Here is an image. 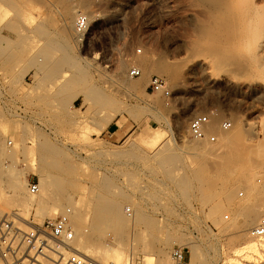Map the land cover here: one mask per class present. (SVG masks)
Returning <instances> with one entry per match:
<instances>
[{"label":"rangeland","instance_id":"rangeland-1","mask_svg":"<svg viewBox=\"0 0 264 264\" xmlns=\"http://www.w3.org/2000/svg\"><path fill=\"white\" fill-rule=\"evenodd\" d=\"M81 1L0 0V171L10 165L21 169L23 195L29 194L28 180L41 185L44 170L63 177L64 184L53 183L55 192L63 188V194L76 200L88 192L121 195L124 226L105 228L87 245L117 246L121 240L126 254L137 251L131 264H143L145 251L158 264L159 250L168 243L169 257L173 247H183L190 264H231V258L233 264H264V250L249 256L234 253L247 238L257 239L248 233L252 227L246 236L233 227V209L226 206L220 190L228 183L235 199L242 201L249 197L251 185L264 182V48L258 47L259 36H264V0H242L246 4L240 2L239 7L235 0L232 9L248 7L241 10L247 14L232 11L245 15H240L244 21L254 13L247 16L250 24L245 22L252 31L247 26V31H225L227 19L216 15L222 29L214 23L208 3L199 0H87L91 29L79 49L73 29ZM68 4L71 13L65 15ZM255 13L261 14L259 22ZM203 21L210 25L207 33L198 29ZM255 21L262 23L253 31ZM220 50H227L222 52L225 62ZM159 56L183 71L176 83L158 74L174 87L171 95L148 90L155 72L141 79L137 88L125 82L140 78L130 75L131 68L139 66L138 59ZM205 57L212 62L196 64ZM235 57L237 63L232 61ZM122 109H129L133 117ZM206 113L213 118L208 129L219 134L217 142H207L213 148L235 133L236 121L247 130L242 141L217 153L218 160L199 159L196 144L202 148L206 141L197 142L188 131L190 120ZM224 120L232 122L230 131H220ZM239 153L245 156L238 157ZM169 155L174 161L166 164ZM241 157L248 159L250 180L237 170ZM217 162L221 170L226 165L234 170L222 176ZM198 172L204 186L196 178ZM102 181L110 183L108 189ZM260 196L253 201L264 208ZM68 207L64 204L58 213ZM192 250L198 255L194 261ZM170 261L174 263L171 257Z\"/></svg>","mask_w":264,"mask_h":264},{"label":"bare ground","instance_id":"bare-ground-1","mask_svg":"<svg viewBox=\"0 0 264 264\" xmlns=\"http://www.w3.org/2000/svg\"><path fill=\"white\" fill-rule=\"evenodd\" d=\"M74 1V0H73ZM190 1V0H189ZM195 1V0H194ZM199 1H203V2H206V3H208V5L210 6V8H211V10H209V12L211 11L213 14H212V18L213 17H215L216 18V15H221L220 16V18H222V16H223V18L222 19H227V22H223V24L224 23H228L227 25L229 26V27H227L226 25V27L224 26V28H226V30L225 31H245V29H246V27L245 26H247L248 27V25H247V23H249V22H251V21H249L248 22V20H250L251 18L250 17H247L248 15H250V13L248 14V15H246V17H245V19L247 20V23H245L246 22V20L244 21V19L242 18V17H244L245 15H238V13H240V11L241 10H243L242 8H244L245 10L248 8L247 6L249 5V3H248V5L246 6L247 8H245V7H243V6H240V7H242L239 11H236L237 9H232L233 8V6L234 7H239V5H237L238 3H240V2H242V0H238V2L237 3H235V0H199ZM243 1H245V0H243ZM247 1H250V0H247ZM252 1V0H251ZM250 1V2H251ZM37 2H38V0H37ZM78 2V1H77ZM195 2H197V1H195ZM203 2H201V3H203ZM246 2V1H245ZM245 2H242V3H240V5L241 4H244ZM81 3H82V5L81 6H79L78 4H77V6H79V9H77V10H86L85 12L89 15V17H90V20H91V16H92V13H91V9L89 8V2L87 1V0H82L81 1ZM198 3V2H197ZM234 3H235V5H234ZM247 3V2H246ZM245 3V4H246ZM253 3V2H252ZM251 3V4H252ZM72 4V3H71ZM195 4V3H194ZM205 3H203L202 5H204ZM193 5V4H192ZM197 5V4H196ZM74 6V5H73ZM250 6V5H249ZM252 6V5H251ZM71 7L72 6H70L69 4L66 6V8H65V15H69L70 13H71ZM206 7V6H205ZM257 7V6H256ZM201 8H203V7H201ZM210 8H208V9H210ZM251 8V7H250ZM253 8V7H252ZM77 10H75V11H77ZM233 10H235L234 12H238V13H234V12H232ZM248 10H250V9H248ZM256 10V9H255ZM258 10H259V8H258ZM258 10H256V11H258ZM251 11V10H250ZM260 11V10H259ZM211 12H210V14H211ZM242 12V11H241ZM243 12H245V11H243ZM242 12V13H243ZM249 12V11H248ZM252 12H253V9H252ZM207 13V12H206ZM246 14H247V12H245ZM244 13V14H245ZM259 13V12H258ZM258 13H257V15H256V13H255V15H256V17L258 16ZM264 12H262V14H263ZM215 14V16H213ZM251 14H254V13H251ZM63 15V14H62ZM261 15V14H260ZM259 15V16H260ZM252 16H254V15H251V17ZM258 16V17H259ZM190 17H192V15L190 16ZM210 17H211V15H210ZM257 17V18H258ZM262 17V16H261ZM263 17H264V15H263ZM263 17H262V20H263ZM71 18H72V16H71ZM215 18L214 19H212V20H215ZM220 18L218 19V16H217V18H216V20H217V23L216 22H214L216 25L218 24V22H219V24H218V26H220L221 25V21H220ZM248 18H250V19H248ZM191 19V18H190ZM205 19V18H204ZM206 19H207V17H206ZM221 19V20H222ZM254 19H255V17H254ZM65 20V19H64ZM200 20V19H199ZM228 20H230V21H228ZM50 21H52V20H50ZM205 21H210V19H207V20H205ZM205 21H203V23L202 24H200V26H198V29H199V31L200 32H202V31H206V33L208 32V30L210 31V25L207 23H204ZM222 21H225V20H222ZM260 20H259V18H258V22H259ZM40 22H41V20H40ZM43 22H44V20H43ZM70 22V21H69ZM199 22H201V21H199ZM256 23V21L253 23V26H251V28L252 29H254V26L256 25V24H258L259 25V27H260V24L262 23ZM210 23H211V21H210ZM213 23V22H212ZM211 23V24H212ZM213 23V24H214ZM40 24H42V23H40ZM69 24H71V23H69ZM212 24V25H213ZM246 24V25H245ZM250 24V23H249ZM65 25V24H64ZM193 25V24H192ZM211 25V26H212ZM216 25H214L215 27H217ZM222 27V29H223V25H221ZM65 27V26H64ZM245 27V28H244ZM257 26H255V28H256ZM62 28V27H61ZM67 28V27H66ZM194 28H196V26H194ZM214 28V27H213ZM220 28V29H221ZM249 29H250V26L248 27ZM261 28H263L264 29V26H261ZM197 28H196V30H198ZM217 29V28H216ZM221 29V30H222ZM213 29L211 28V31H212ZM218 30V29H217ZM220 30V31H221ZM251 30V29H250ZM250 30H248V31H250ZM256 29H254L253 31H255ZM257 30H259V31H262V29H257ZM213 31H215V30H213ZM219 31V30H218ZM224 31V30H223ZM246 31H247V29H246ZM252 31V30H251ZM264 31V30H263ZM205 33V32H204ZM256 33V32H255ZM257 34V33H256ZM259 35V34H258ZM250 37V36H249ZM264 37V36H263ZM263 37L262 36H259V44H258V42H257V44H258V47L260 46L261 48H264V40H263ZM255 38V37H254ZM257 38V37H256ZM262 38V39H261ZM256 40V39H255ZM220 45V44H219ZM218 46V45H217ZM207 47V46H206ZM219 47V46H218ZM223 47V46H222ZM228 47V46H227ZM210 48H213V47H209V49ZM216 48V47H215ZM260 48V49H261ZM225 49H227L226 48V46H225ZM224 48H223V50H225ZM210 50H213V52L214 53H216V52H218L216 49L214 50V49H210ZM219 50V49H218ZM222 50V49H221ZM220 50V51H221ZM228 50V49H227ZM226 50V51H227ZM216 51V52H215ZM219 51V52H220ZM226 51H221V54H222V52H223V54H224V52H226ZM222 54V55H223ZM226 54V53H225ZM217 55H219V54H217ZM227 55V54H226ZM229 55V54H228ZM231 55V54H230ZM229 55V56H230ZM236 54H234V56H235ZM219 56H221V55H219ZM232 57H233V55H231ZM230 56V57H231ZM162 58V56H159V58ZM157 59V60H152V59H148V58H143V59H138V60H141L140 61V63H138L139 64V68H140V70L142 71V74L139 76L140 78L139 79H137V81L136 82H130V81H128V80H125V82L129 85V86H131V87H133V88H137V87H139V82H140V80L141 79H147L146 77L150 74V73H152V72H155V73H157V75L158 74H164V75H166L167 76V78L170 80V82H173V83H176L177 81V79H180V74L181 73H183V71L182 72H180L179 71V69L180 68H178L177 66H180V65H172V64H168V60H167V58H166V60H167V62H166V60H165V58H164V60L163 59ZM221 58V57H220ZM219 58V59H220ZM222 58H223V62H225L224 61V55L222 56ZM234 58V57H233ZM243 58V57H242ZM241 58V59H242ZM254 58V57H253ZM155 59V58H154ZM202 59H204V60H202ZM212 59V58H211ZM252 59V58H251ZM123 60V59H122ZM138 60H137V62H138ZM225 60H226V58H225ZM227 60H229V59H227ZM232 60V59H231ZM231 60H229V61H231ZM239 60V59H238ZM254 60V61H253ZM252 61L255 63V61H257L256 60V58H254ZM127 61V60H126ZM196 61V64H201L202 62H206V63H208L209 61L210 62H212V60H210V57H209V59H208V57L206 58H201V59H199V60H195ZM215 61V60H214ZM213 61V62H214ZM221 61V62H222ZM233 61V63H237L238 61L236 60V57H235V60H232ZM231 61V62H232ZM235 61V62H234ZM173 62H175V61H173ZM173 62H170V63H173ZM177 62V61H176ZM219 62V61H218ZM222 62V63H223ZM250 62V61H249ZM253 62H251V63H253ZM193 63H194V61H193ZM229 63V62H228ZM257 63V62H256ZM137 64V63H136ZM174 64V63H173ZM176 64V63H175ZM230 64V63H229ZM195 65V64H194ZM214 65V64H213ZM256 66V64H253V66ZM249 66H250V64H249ZM44 67H46V66H44ZM79 67H81V66H79ZM120 68H122V64H120ZM83 68H81V70H82ZM117 69H119V67L117 68ZM121 71V70H120ZM215 71V70H214ZM82 72L84 73V71L82 70ZM119 73V72H118ZM122 73V72H121ZM120 73V74H121ZM215 73V72H214ZM217 73V72H216ZM119 74V75H120ZM123 74V73H122ZM121 74V75H122ZM219 74V73H218ZM120 75V76H121ZM211 75H212V73H211ZM85 76V75H84ZM120 76H118L119 78H121ZM81 77H83V76H81ZM179 77V78H178ZM118 78V79H119ZM166 78V79H167ZM167 79V80H168ZM141 82H143V81H141ZM172 86V85H171ZM170 86V87H171ZM173 87V86H172ZM171 87V88H172ZM132 88V89H133ZM174 88V87H173ZM135 90V89H134ZM143 90V89H142ZM136 92V91H135ZM145 93V92H144ZM175 93V92H174ZM136 95V94H135ZM156 95V94H155ZM158 95V94H157ZM160 99V98H159ZM156 100V99H155ZM160 101V103H162L161 102V100H158V102ZM152 103H157L156 101H152ZM157 104H159V103H157ZM160 105V104H159ZM196 105H198V104H196ZM195 106V105H194ZM161 107V106H160ZM193 109H194V107H193ZM193 109H191V110H193ZM123 111H125V112H128L132 117H133V113L129 110V109H122ZM191 112V111H190ZM194 112V111H193ZM193 112H191V113H193ZM190 113V114H191ZM189 114V115H190ZM188 115V114H187ZM185 117H187V116H185ZM232 118H234V117H232ZM182 119H184V118H182ZM215 123V122H214ZM178 124V123H177ZM182 124V123H181ZM180 124V125H181ZM212 124H213V118L212 119H210V122H209V125H208V128H209V126H212ZM248 125H246V126H249L250 124L249 123H247ZM184 126V125H183ZM251 126V128H253V125L251 124L250 125ZM233 128V127H232ZM236 130H235V133H233V134H229V135H226V138L224 139V143H222V144H220V146H216L215 148H213V147H211V146H209L210 144H208V143H211V142H209V141H207V140H197V139H194V140H196L197 142L199 141V142H205L206 144H204V145H206V146H202V148H200V144H196V145H198L199 147H198V158L199 159H201L202 161H206V160H208L209 158H212V160H218V154H219V151L220 150H222L224 147H230V145L232 146V144H233V146H234V144L236 145L237 143H239L240 141H242V139L245 137V130L246 129H244L243 128V126L242 125H240V123L239 122H235V127H234ZM250 128V127H249ZM248 127H247V129H249ZM212 129H214V128H212ZM209 130V129H208ZM210 130H211V128H210ZM209 130V131H210ZM244 130V131H243ZM251 130V129H250ZM253 130V129H252ZM217 131V130H216ZM230 131V130H229ZM247 131V130H246ZM218 132V131H217ZM225 132V131H224ZM249 132V131H248ZM252 132V131H251ZM251 132H249V133H251ZM208 142V143H207ZM9 143V142H8ZM213 144V143H212ZM2 146V145H1ZM0 146V147H1ZM200 148V149H199ZM226 148H224V149H226ZM194 149V148H193ZM228 150H230V149H228ZM196 152H197V150H196ZM218 153V154H217ZM221 153H222V151H221ZM237 153V152H236ZM196 154V153H195ZM244 154V153H243ZM221 155V154H220ZM222 155H225V154H222ZM232 155H234V156H236L235 155V153H233ZM238 155V154H237ZM170 156L171 155H169V158L167 157V159L166 160H164V162L166 163V164H170V163H172V161H174V160H169L170 159ZM226 156V155H225ZM224 156V157H225ZM239 156H243L241 153H239V155H238V157ZM244 156H245V154H244ZM243 156V157H244ZM227 158V157H226ZM171 159H173V156L171 157ZM228 159V158H227ZM249 159H251V158H249ZM222 160V159H221ZM229 160H231V159H229ZM238 160V159H237ZM262 160H264V159H262ZM250 161V160H249ZM200 162V161H199ZM210 162V161H209ZM215 162V161H214ZM213 162V163H214ZM222 162V161H221ZM233 162V161H232ZM239 166H238V168H237V170H239V172H240V174H241V176H243V177H241V178H245L246 179V176L248 177L250 174V176H252V173L250 172L251 170H250V167H249V165H248V159L247 158H239ZM261 162V161H260ZM264 162V161H263ZM218 163V162H217ZM259 163V162H258ZM262 163V162H261ZM260 163V164H261ZM209 164V163H208ZM212 164V163H211ZM219 164H221L220 162L218 163V166H220ZM264 164V163H263ZM202 166V165H201ZM200 166V167H201ZM204 166L206 167V165L204 164ZM203 166V167H204ZM215 166H216V164H215ZM218 166H217V168H218ZM225 166V165H224ZM231 166H233V165H231ZM259 167H260V165H258ZM236 167V166H235ZM257 166H255L254 168H256ZM264 167V166H263ZM3 168V167H2ZM221 166H220V170H221ZM5 169V170H4ZM4 169H2L1 171H0V219L1 218H3V217H5L6 215H9V214H12V213H17L18 215H20L22 218H24V219H33L34 221H36V222H38V223H42V222H44L46 219H49V218H54L57 214H58V212L60 211V209L61 208H63L64 207V204H69V206L70 207H68V208H70V210H71V214H70V219H71V224H72V227L74 228V230H75V232H76V235H77V245H78V247L81 249V250H84L86 253H88V254H90L91 256H94V257H96L95 259L98 261V264H131L132 263V261H133V259L135 258V254H136V252L137 251H132L131 252V254H126V251H125V249H124V247H123V241H121V240H117V246H110V245H105V244H99V246H88L87 245V243L88 242H90V239H96V237L98 238V237H101V235L103 234V232L106 230L105 228H111L112 229V227H117L118 229L119 228H122L123 226H124V224H125V217L123 216V212H122V201L119 199V196H121V195H118V194H116V193H114V192H112V193H110L109 195L108 194H106V193H104V191H98V192H88L87 193V195H86V197H79L80 199H78V200H76V199H74V198H72V197H70V195H68L69 193L68 192H66V193H68V194H63V192H64V190H63V188H62V190H61V188H60V186H59V188H60V190H61V193L60 192H58L59 193V195H58V193L57 192H55V190L53 189L54 188V184H61V183H63L64 184V182H63V177L62 176H59V174H58V176L57 175H55V174H57V173H53L55 176L53 177L52 176V174H51V171H41V190L39 191V193L38 194H36V195H29V194H26V195H23L22 194V192H23V190H24V186L26 185V182H25V180H23L22 179V177H23V172L21 171V169L19 168H17L16 166H5L4 167ZM203 169H205V168H202V170ZM229 166L227 167V165H226V167H223V170H221L222 172H220L219 174L220 175H225L226 174V172L227 171H229ZM232 170H234L233 168H231ZM230 169V170H231ZM64 170V169H63ZM200 170V169H199ZM219 170V171H220ZM231 170V171H232ZM204 171V170H203ZM230 171V172H231ZM202 172V171H201ZM255 172V171H254ZM257 172H259V171H257ZM219 175V176H220ZM57 176V177H56ZM196 176V175H195ZM198 176V177H197ZM197 176H196V178H199V179H201V177H202V175L201 174H199V172L197 173ZM204 177V176H203ZM193 178H195V177H193ZM222 178V177H221ZM240 178V177H239ZM249 178V177H248ZM213 180V179H212ZM215 180H217V179H215ZM240 180V179H239ZM243 180V179H242ZM249 180H250V178H249ZM203 181V185L202 186H204V182H205V179L203 180V179H201V181L200 182H202ZM209 181V180H208ZM226 181V180H225ZM237 181V180H236ZM245 181V180H244ZM248 181V180H247ZM251 181H252V179H251ZM56 182V183H55ZM59 182V183H58ZM197 182V181H196ZM199 182V183H200ZM223 182V181H222ZM238 182V181H237ZM54 183V184H53ZM210 183V182H209ZM212 183V182H211ZM210 183V184H211ZM226 183V182H225ZM224 183V184H225ZM206 184H207V182H206ZM228 184V183H227ZM227 184L226 185H223V187L220 189L221 190V194H222V196L224 197V199L226 200V202L227 203H225L226 204V206L227 205H229V207L230 208H232L233 209V211L232 212H234L233 214H234V219H235V221H234V223L238 220L239 221V225H237L238 224V222H237V224H232L233 225V227H234V225H235V227H236V230H238L240 233H241V236L242 235H247L246 234V231L247 230H249L251 227L253 228V225L257 222V220L259 219V218H261V216H264V208H263V205H262V208H261V204H258V206H256V203L253 201L254 199H256L257 198V196H258V198H259V196L260 195H262V197L264 198V182H263V184H261V185H259V186H256V185H251V187H250V189H249V197L246 199V200H242V201H240V200H236L235 199V196H234V192H233V190H231V188H229V187H227ZM243 184V183H242ZM198 185H200V184H198ZM232 185V184H231ZM62 186V185H61ZM101 186L104 188V189H108L109 188V186H110V183L108 182V181H102L101 182ZM51 187H53V188H51ZM63 187V186H62ZM199 187H201V186H199ZM248 188V187H247ZM51 189H53V191H51ZM63 191V192H62ZM68 191V190H67ZM53 192V193H52ZM54 193H57V194H54ZM63 194V195H62ZM86 194V193H85ZM256 197V198H255ZM261 197V196H260ZM260 199V198H259ZM254 202L253 204L251 203V202ZM225 204H223V207L225 206ZM255 205V206H254ZM254 206V207H253ZM228 207V206H227ZM256 207V208H255ZM258 207H260V208H258ZM68 208H66V209H64V210H67ZM226 208V207H225ZM228 209V208H227ZM264 218V217H263ZM233 219V220H234ZM88 221H89V223H88ZM259 222V221H258ZM83 223H84V226H83ZM229 227H231L230 228V230L231 229H233L232 228V226H230L229 225ZM228 227V228H229ZM87 228H89L90 229V231H89V229H87ZM227 228V229H228ZM105 229V230H104ZM225 229V228H224ZM235 229V228H234ZM121 230V229H120ZM250 230H252V229H250ZM249 230V231H250ZM89 231V232H88ZM238 232V233H239ZM249 233V235H251L250 234V232H248ZM151 234V233H150ZM156 234V233H155ZM149 236H151V235H148V237ZM244 236V237H245ZM252 236V235H251ZM142 236H139V238H141ZM155 236H153V238H154ZM253 237V236H252ZM151 238H152V236H151ZM156 238V237H155ZM255 239H257V240H254V239H251V238H247V240L245 241V243L244 244H241L240 246H238V247H235V249H234V253L235 254H240V255H247V256H249L250 254H252V253H255V252H260L261 250H264V237H258V238H256V237H254ZM92 239V240H93ZM146 239V238H145ZM147 239H149L150 240V243L149 244H151L152 243V241H151V239H150V237L149 238H147ZM146 239V240H147ZM176 239V238H175ZM99 240H100V238H99ZM139 240V239H138ZM140 240H142V239H140ZM156 241V240H155ZM163 241V240H162ZM165 241V240H164ZM167 241H168V239H167ZM85 242H86V245H84L85 244ZM146 242H148V240L146 241ZM146 242H145V245H146ZM159 242V241H158ZM166 242V241H165ZM177 242V241H176ZM97 243V242H96ZM142 243H143V241H142ZM168 243V242H167ZM88 244H90V243H88ZM94 244V243H93ZM92 244V245H93ZM170 243H168V245H169ZM147 245H148V243H147ZM146 245V246H147ZM154 245H155V243H154ZM168 245H166V247L168 246ZM148 247H151L150 245L148 246ZM153 247V246H152ZM166 247H164L163 248V246H162V249H160L159 251H160V254H161V259L159 260L158 259V261L157 262H159L158 264H172V262L170 261V257H169V253H168V250H166L165 248ZM160 248V247H159ZM146 249H147V247H146ZM192 259H193V261H194V259H196V257H198V255H197V252H196V250H192ZM143 259V264H156V263H154L155 261H154V256L152 255V254H150V253H147L146 251L144 252V254H143V257H142ZM260 261V260H259ZM229 263H231V264H233V263H235V259H233V258H231L230 260H229ZM174 264V263H173ZM196 264V263H195ZM198 264V263H197ZM225 264V263H224Z\"/></svg>","mask_w":264,"mask_h":264},{"label":"built area","instance_id":"built-area-1","mask_svg":"<svg viewBox=\"0 0 264 264\" xmlns=\"http://www.w3.org/2000/svg\"><path fill=\"white\" fill-rule=\"evenodd\" d=\"M91 29L89 15L82 10L76 11L74 19V39L78 48L84 47ZM142 71L138 66L130 70L132 77H139ZM148 90L163 95H171L168 80L160 75L151 78ZM211 119L209 113L195 115L189 122L188 131L192 138L217 142L219 134L209 131ZM232 128L230 120L220 124V131ZM12 142L9 141V145ZM40 191L37 181L28 180V192L36 195ZM130 211V209H128ZM71 210H63L54 218L38 223L33 219H24L17 213L0 219V264H98L90 254L77 245V235L70 219ZM253 237H264V218L252 228ZM174 264H190L183 247H173L170 251Z\"/></svg>","mask_w":264,"mask_h":264},{"label":"crops","instance_id":"crops-1","mask_svg":"<svg viewBox=\"0 0 264 264\" xmlns=\"http://www.w3.org/2000/svg\"><path fill=\"white\" fill-rule=\"evenodd\" d=\"M57 50H59V48Z\"/></svg>","mask_w":264,"mask_h":264}]
</instances>
